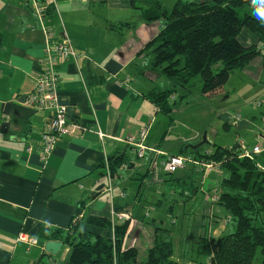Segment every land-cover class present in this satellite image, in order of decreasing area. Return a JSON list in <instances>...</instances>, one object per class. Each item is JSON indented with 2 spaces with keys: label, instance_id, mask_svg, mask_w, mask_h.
<instances>
[{
  "label": "crops",
  "instance_id": "obj_1",
  "mask_svg": "<svg viewBox=\"0 0 264 264\" xmlns=\"http://www.w3.org/2000/svg\"><path fill=\"white\" fill-rule=\"evenodd\" d=\"M40 2L42 16L32 13L31 0H0V264H41L44 258L65 264L68 248L62 244L55 257L48 255L40 232L66 229L74 217L114 224L126 212L136 219L134 201L116 190L109 198L101 164L116 153H132L128 139L152 117L153 105L143 98L146 74L134 63L162 25L148 26L130 0ZM64 34L76 58L58 59V100L78 129L60 139L43 163L39 142L51 111H37L25 100L46 47L62 43ZM143 175L148 185L156 182L147 170ZM172 201L170 215L178 203ZM87 229L113 238L111 229Z\"/></svg>",
  "mask_w": 264,
  "mask_h": 264
},
{
  "label": "trees",
  "instance_id": "obj_2",
  "mask_svg": "<svg viewBox=\"0 0 264 264\" xmlns=\"http://www.w3.org/2000/svg\"><path fill=\"white\" fill-rule=\"evenodd\" d=\"M130 4L147 22L161 18L162 7L156 1L130 0ZM260 11H264V0H176L162 28L137 55L146 58L143 69L159 71L169 81V87L155 86L143 98L173 121L170 98L178 88L189 87L196 77L201 80L203 95L221 88L232 70L243 69L261 55L258 44L245 46L239 41L241 32L247 30L264 46V23L257 18ZM240 153L238 144L216 146L209 153H199L198 149L181 151L182 155L218 162L228 172L219 184L218 196L219 204L235 222V231L217 238H199L197 252L208 258L207 264H253L258 251V264H264V219L259 218L264 212V150L252 159L240 157ZM106 165L110 178L115 179L122 168L134 164L122 152L108 157L101 167L105 169ZM150 225L154 238L144 261L139 260L136 248L122 247L127 221L113 224L104 218L74 217L66 229L45 228L40 237L44 242L57 241L68 248L65 264H177L172 260L171 232L152 222ZM87 227L112 229L113 238L95 234Z\"/></svg>",
  "mask_w": 264,
  "mask_h": 264
},
{
  "label": "rangeland",
  "instance_id": "obj_3",
  "mask_svg": "<svg viewBox=\"0 0 264 264\" xmlns=\"http://www.w3.org/2000/svg\"><path fill=\"white\" fill-rule=\"evenodd\" d=\"M149 1L161 4V18L146 23L148 26L163 25L176 0ZM137 6H140V3ZM239 41L245 46L258 44L261 55L243 69L232 70L227 83L213 93H201L202 83L199 77H196L189 87L178 88L170 98L173 121H169L153 104V107L148 104L152 107V117L147 119L148 133L144 144L148 149L162 153L158 156L154 171H150L147 166L153 153L147 151L145 156L140 158L138 148L130 146L132 153L128 152V156L134 167L122 168L119 177L111 179L107 186L110 199L116 190L114 194L119 191V197L134 201L132 204L136 219L128 213V219L124 220L128 222L124 235L125 243H122L125 244V250L136 248L140 261L145 260L146 253L153 244L154 232L152 227L148 226L151 219L156 221L158 227L171 232L174 250L172 260L177 264H207L208 258L197 252L199 238H217L235 231V222L219 204L218 196L219 184L228 176V172L223 170L218 162L182 155L181 151L196 145H200L199 153L212 152L216 146L231 147L237 144H243L248 152H251L254 146L264 147V46L257 43V38L247 30L241 32ZM145 62L146 58L139 57L134 64L144 67ZM145 74L147 90L155 86L163 89L169 87V81L159 71H145ZM235 117L238 118L237 122H230V119ZM171 155L187 157L184 167L179 169L186 171L172 174L163 172L162 163ZM146 170L155 183L148 185L147 180H143L142 175ZM161 177L165 180L162 184L157 182ZM169 194H172L173 198L170 199ZM138 197L142 201L137 202ZM172 200L178 203H175L170 215L167 204L175 202ZM158 201L166 204L157 207ZM116 218L115 223L120 221L118 215ZM259 218L264 219V212ZM259 260L258 251L253 264H258ZM42 263L51 264L48 258H44Z\"/></svg>",
  "mask_w": 264,
  "mask_h": 264
},
{
  "label": "built area",
  "instance_id": "obj_4",
  "mask_svg": "<svg viewBox=\"0 0 264 264\" xmlns=\"http://www.w3.org/2000/svg\"><path fill=\"white\" fill-rule=\"evenodd\" d=\"M41 0H31L32 3V13L37 16H42L44 13V8ZM53 4V3H52ZM65 35V34H64ZM76 58V52L71 46V43L67 36L65 35V39L62 43L47 46L44 56L41 60V66L39 73L35 76L34 87L30 93L26 96L25 104L35 110H50L51 117L49 121L46 123L44 130L41 134V140L39 142L40 146V158L43 163H46L52 154L56 143L62 139L64 136L70 135L74 129H78L77 126H71L68 122V111L67 107L60 104L58 100V85L60 82V78L56 72V65L58 59H69ZM238 118H231L230 122H237ZM148 126H143L138 135L133 138L128 139V145L135 146L138 148V157L142 158L145 156L147 151H150L152 156H150V160L148 163V169L152 171L156 166V161L158 160V156L162 154L159 151L148 149L144 144V141L147 137ZM239 148L241 150L240 157H246L252 159L253 156L260 154L264 147L254 146L251 152L246 151L243 144H239ZM187 157L180 155H171L169 159L162 163L164 167L163 172L165 173H175L181 167H184ZM197 162V161H196ZM207 166V164H206ZM209 167V166H208ZM158 169V167L156 168ZM154 171V170H153ZM158 171V170H157ZM161 171L159 170V174ZM105 175L107 178L106 185L110 183V176L108 172V168L106 165ZM109 181V182H108ZM108 190V188L106 187ZM128 213L120 212L118 214L119 220L123 222L128 219ZM22 239V236L19 237ZM125 243V238L123 239ZM125 244H123V248Z\"/></svg>",
  "mask_w": 264,
  "mask_h": 264
},
{
  "label": "water",
  "instance_id": "obj_5",
  "mask_svg": "<svg viewBox=\"0 0 264 264\" xmlns=\"http://www.w3.org/2000/svg\"><path fill=\"white\" fill-rule=\"evenodd\" d=\"M199 146L200 145L189 146V148L191 150H197ZM131 167H132V165L130 166V168ZM102 188H103V185L100 187V190ZM61 247H62V243L61 242L47 241V242L44 243L43 249L48 255L55 257L60 252ZM52 263L53 264H62L60 261H57V259H55V258L52 259Z\"/></svg>",
  "mask_w": 264,
  "mask_h": 264
},
{
  "label": "clouds",
  "instance_id": "obj_6",
  "mask_svg": "<svg viewBox=\"0 0 264 264\" xmlns=\"http://www.w3.org/2000/svg\"><path fill=\"white\" fill-rule=\"evenodd\" d=\"M257 18L261 21V23H264V11L258 12Z\"/></svg>",
  "mask_w": 264,
  "mask_h": 264
}]
</instances>
